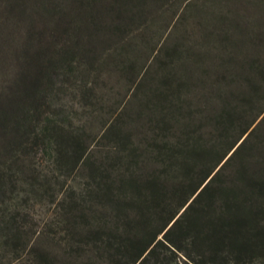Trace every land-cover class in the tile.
<instances>
[{"label":"trees","instance_id":"16d2710c","mask_svg":"<svg viewBox=\"0 0 264 264\" xmlns=\"http://www.w3.org/2000/svg\"><path fill=\"white\" fill-rule=\"evenodd\" d=\"M0 264H264V0H0Z\"/></svg>","mask_w":264,"mask_h":264},{"label":"rangeland","instance_id":"374dc122","mask_svg":"<svg viewBox=\"0 0 264 264\" xmlns=\"http://www.w3.org/2000/svg\"><path fill=\"white\" fill-rule=\"evenodd\" d=\"M34 213L36 217H42L45 214L44 208L42 206H35Z\"/></svg>","mask_w":264,"mask_h":264}]
</instances>
